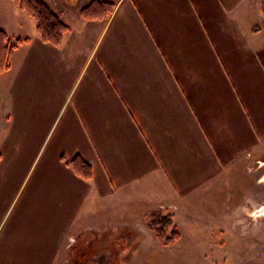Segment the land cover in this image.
I'll list each match as a JSON object with an SVG mask.
<instances>
[{"label": "crops", "instance_id": "obj_1", "mask_svg": "<svg viewBox=\"0 0 264 264\" xmlns=\"http://www.w3.org/2000/svg\"><path fill=\"white\" fill-rule=\"evenodd\" d=\"M43 1L69 31L59 46L28 38L9 60L22 75L0 152V264H93L95 251L111 264L112 250L145 245L157 209L185 210L204 186L250 174L255 184L264 0ZM95 1L111 12L85 19ZM17 9L0 0V31L13 38ZM61 114L47 155L30 162ZM76 155L91 180L67 165Z\"/></svg>", "mask_w": 264, "mask_h": 264}, {"label": "rangeland", "instance_id": "obj_2", "mask_svg": "<svg viewBox=\"0 0 264 264\" xmlns=\"http://www.w3.org/2000/svg\"><path fill=\"white\" fill-rule=\"evenodd\" d=\"M17 11L24 23L18 25L17 37H10L11 44L19 38L38 35L35 20ZM19 47V53L27 48L26 43ZM20 74L13 65L12 69L0 75V152L9 142V127L17 114L14 90ZM61 117L62 114L51 119L52 130L34 148L30 162L37 164L45 158L54 142V131L62 124ZM157 210L164 215H172L179 239L173 245L164 246L148 227L149 215L145 218L147 224L143 230L147 238H144L145 245L126 246L122 257L112 250L111 264H264V166L256 169L255 184L250 174L234 186L227 184L213 189L207 185L201 188L199 202L190 203L185 210ZM213 247L218 251L212 250ZM95 254L96 262L93 254V264H109L107 253L106 261L102 252L95 251ZM126 254L127 260L124 258Z\"/></svg>", "mask_w": 264, "mask_h": 264}, {"label": "trees", "instance_id": "obj_3", "mask_svg": "<svg viewBox=\"0 0 264 264\" xmlns=\"http://www.w3.org/2000/svg\"><path fill=\"white\" fill-rule=\"evenodd\" d=\"M13 2L19 6L21 11L36 21L37 32L45 43L54 46H59L62 43L63 36L69 31V27L62 22L47 3L42 0H13ZM110 7V4L95 1L84 8L81 14L85 19L103 18L111 12L112 8ZM100 9H103L102 14H99ZM29 41L28 38L17 39L14 44H11L8 34L0 31V74L9 70V60L14 51ZM1 158L2 155L0 154V160ZM62 160L66 161L65 157H62ZM66 163L77 176L87 181L93 178V169L82 156L76 155ZM148 220L150 221L149 228L155 232L156 237L164 246L173 245L179 239L180 235L174 226L172 215L154 212Z\"/></svg>", "mask_w": 264, "mask_h": 264}]
</instances>
